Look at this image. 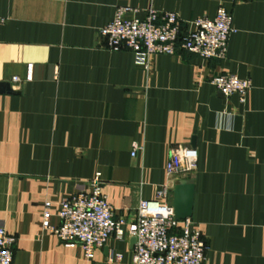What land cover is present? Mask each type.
Segmentation results:
<instances>
[{"label": "crops", "instance_id": "0c3cea01", "mask_svg": "<svg viewBox=\"0 0 264 264\" xmlns=\"http://www.w3.org/2000/svg\"><path fill=\"white\" fill-rule=\"evenodd\" d=\"M118 6L172 11L186 27L223 6L235 32L224 59L178 51L145 69L98 34ZM0 16V86L12 91L0 90V226L16 239L12 264H130L131 238L87 259L42 227L44 203L58 224V203L96 172L126 222L140 199L165 187L172 204L174 186L193 183L189 219L208 263L264 264V0H0ZM220 73L251 81L245 103L210 83ZM192 141L196 169L167 175L170 151Z\"/></svg>", "mask_w": 264, "mask_h": 264}, {"label": "built area", "instance_id": "2783aa9c", "mask_svg": "<svg viewBox=\"0 0 264 264\" xmlns=\"http://www.w3.org/2000/svg\"><path fill=\"white\" fill-rule=\"evenodd\" d=\"M135 13L136 10L129 7H116L112 20L100 27L98 34L107 49L131 51L145 69H149L151 56H173L178 51H187L203 59H224L229 37L235 32L232 15L223 6L216 9L214 17H197L187 23L188 27L172 11L149 7L143 17ZM4 21L0 16V23ZM31 76V65H28L25 80H30ZM11 81L21 79L12 76ZM210 83L225 97L237 95L240 103L246 102L251 88L248 78L242 79L232 73L214 75ZM134 153L133 150L131 155ZM197 158V150L192 146L172 149L165 171L169 176L192 172L196 169ZM167 198L168 190L164 187L156 191L154 199L139 200L133 221L115 218L103 192L100 172H96L88 189L58 203L55 211L58 224L50 222L52 204L46 201L41 224L64 245H79L87 259H92L94 250L112 237L116 240L134 237L130 264H209L206 258L208 244L201 230L189 218L176 220L174 208ZM15 240L0 226V264H12ZM122 257L120 252H111L108 260L119 262Z\"/></svg>", "mask_w": 264, "mask_h": 264}, {"label": "water", "instance_id": "95a60500", "mask_svg": "<svg viewBox=\"0 0 264 264\" xmlns=\"http://www.w3.org/2000/svg\"><path fill=\"white\" fill-rule=\"evenodd\" d=\"M1 91L8 93L12 92L7 83H3L0 86ZM192 147L194 142H191ZM194 185L191 182L184 181L177 183L173 190L172 206L174 208V216L176 220H183L191 217L192 211V199H193ZM135 238L130 239V244L133 245Z\"/></svg>", "mask_w": 264, "mask_h": 264}]
</instances>
